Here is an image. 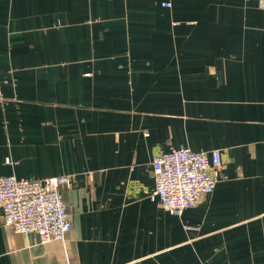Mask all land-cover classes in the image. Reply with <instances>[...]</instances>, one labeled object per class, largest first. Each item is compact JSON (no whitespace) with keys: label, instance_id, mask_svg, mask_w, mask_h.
<instances>
[{"label":"crops","instance_id":"crops-1","mask_svg":"<svg viewBox=\"0 0 264 264\" xmlns=\"http://www.w3.org/2000/svg\"><path fill=\"white\" fill-rule=\"evenodd\" d=\"M180 145L223 162L174 215L151 157ZM65 174L66 238L0 210V264H264L258 0H0V176Z\"/></svg>","mask_w":264,"mask_h":264},{"label":"built area","instance_id":"built-area-1","mask_svg":"<svg viewBox=\"0 0 264 264\" xmlns=\"http://www.w3.org/2000/svg\"><path fill=\"white\" fill-rule=\"evenodd\" d=\"M258 3L264 8V0ZM222 162L218 148L195 151L180 145L155 151L151 157L154 187L150 197L158 199L170 213L181 215L213 191ZM70 179L68 174L43 178L0 176L3 224L16 233H36L42 243L64 240L72 222L59 187L70 183Z\"/></svg>","mask_w":264,"mask_h":264}]
</instances>
